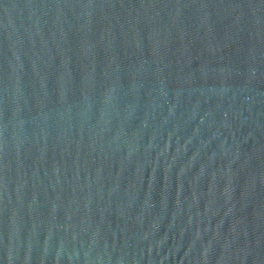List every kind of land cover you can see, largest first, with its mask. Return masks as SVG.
Instances as JSON below:
<instances>
[{
	"label": "water",
	"instance_id": "water-1",
	"mask_svg": "<svg viewBox=\"0 0 264 264\" xmlns=\"http://www.w3.org/2000/svg\"><path fill=\"white\" fill-rule=\"evenodd\" d=\"M0 264H264V0H0Z\"/></svg>",
	"mask_w": 264,
	"mask_h": 264
}]
</instances>
